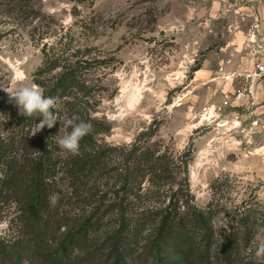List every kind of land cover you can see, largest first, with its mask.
<instances>
[{
    "label": "rangeland",
    "instance_id": "obj_1",
    "mask_svg": "<svg viewBox=\"0 0 264 264\" xmlns=\"http://www.w3.org/2000/svg\"><path fill=\"white\" fill-rule=\"evenodd\" d=\"M34 1L40 20L25 24L0 6V102L13 105L9 94L37 86L33 75L42 64L44 43L90 61L82 64L101 87L96 115L109 128L101 141L129 144L150 128L152 140L176 153L189 151L194 205L214 213L215 228L243 232L231 218L251 215L248 244L241 241L243 255L264 264L255 256L254 239L264 228L259 196L264 188V107L253 91L237 94L247 91L245 75L253 68L247 36L255 17L244 3ZM61 199L56 195L53 204L76 211L78 204ZM12 217V210L0 203V241L17 236Z\"/></svg>",
    "mask_w": 264,
    "mask_h": 264
},
{
    "label": "trees",
    "instance_id": "obj_2",
    "mask_svg": "<svg viewBox=\"0 0 264 264\" xmlns=\"http://www.w3.org/2000/svg\"><path fill=\"white\" fill-rule=\"evenodd\" d=\"M0 6L18 23L40 20L34 0ZM41 52L33 82L58 99L55 126L32 135L39 118L0 102V203L12 210L17 233L0 241L1 263L258 264L241 245L248 244L251 215L231 218L243 232L215 228L214 213L194 205L189 151L176 153L152 140L150 128L129 144L102 142L109 128L96 115L101 87L84 71L90 61L48 43ZM2 82L0 76V91ZM67 119L92 124L78 155L57 143L71 131ZM58 194L63 203L78 204L76 211L55 206Z\"/></svg>",
    "mask_w": 264,
    "mask_h": 264
},
{
    "label": "clouds",
    "instance_id": "obj_3",
    "mask_svg": "<svg viewBox=\"0 0 264 264\" xmlns=\"http://www.w3.org/2000/svg\"><path fill=\"white\" fill-rule=\"evenodd\" d=\"M10 102H13L19 109L22 116L39 118V123L35 124L32 135L43 130L45 127L51 129L55 126L58 116L54 109H59L58 99L53 96H44L37 86H21L13 93L9 94ZM66 127H71V131L59 137L58 145L71 153L78 155L80 141L92 131L90 122L67 119ZM254 239L258 241L255 256L264 260V228L258 230Z\"/></svg>",
    "mask_w": 264,
    "mask_h": 264
},
{
    "label": "built area",
    "instance_id": "obj_4",
    "mask_svg": "<svg viewBox=\"0 0 264 264\" xmlns=\"http://www.w3.org/2000/svg\"><path fill=\"white\" fill-rule=\"evenodd\" d=\"M247 46L252 56V70L245 75L248 83L247 91L238 90V97L251 94L255 83L264 80V29L257 19L248 30Z\"/></svg>",
    "mask_w": 264,
    "mask_h": 264
},
{
    "label": "crops",
    "instance_id": "obj_5",
    "mask_svg": "<svg viewBox=\"0 0 264 264\" xmlns=\"http://www.w3.org/2000/svg\"><path fill=\"white\" fill-rule=\"evenodd\" d=\"M244 3L245 9L251 16L259 21L262 29H264V0H241ZM254 100L260 102V106L264 107V80L257 82L253 86ZM260 200L264 204V188L259 193Z\"/></svg>",
    "mask_w": 264,
    "mask_h": 264
}]
</instances>
